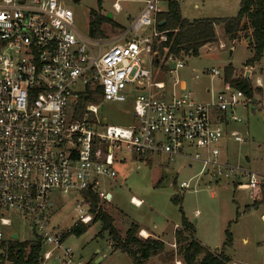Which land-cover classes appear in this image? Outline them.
<instances>
[{
  "label": "built area",
  "instance_id": "2783aa9c",
  "mask_svg": "<svg viewBox=\"0 0 264 264\" xmlns=\"http://www.w3.org/2000/svg\"><path fill=\"white\" fill-rule=\"evenodd\" d=\"M159 1L144 0L130 18L133 36L116 42L78 33L72 10L62 0H0V244L14 240L16 232L6 236L5 229L16 212L41 240L43 260L56 250L61 264H75L72 249L52 224L58 198L78 194L75 224L90 223L82 192L91 189L105 198L98 192L99 179L114 180L116 164L128 156L145 164L160 156L198 162L200 177L232 178L235 186L252 193L264 185V173L218 158L226 135L245 142L237 130L225 128V121L240 122L236 107L257 103L253 97L226 83L203 102L176 75L169 86L154 80L155 62L170 74L184 67L181 58L158 59L153 50L155 40H165L155 27ZM144 27L151 33H142ZM203 74L213 78L220 71L205 69ZM94 99H130L133 122L106 124L98 105L89 102ZM212 110L218 113L215 122ZM179 189H190L189 182H180ZM130 201L140 205L133 197Z\"/></svg>",
  "mask_w": 264,
  "mask_h": 264
},
{
  "label": "rangeland",
  "instance_id": "374dc122",
  "mask_svg": "<svg viewBox=\"0 0 264 264\" xmlns=\"http://www.w3.org/2000/svg\"><path fill=\"white\" fill-rule=\"evenodd\" d=\"M62 1L72 10L74 27L83 36L90 35L91 11L104 13L105 16L110 13L112 18H109L101 28L103 31L101 38L104 41L125 32L130 25L129 17L135 16V6L139 4L135 0ZM168 1L160 0L159 7L166 10ZM177 1L181 17L193 22L199 19L233 17L238 13L241 0ZM249 31L243 29L239 33L240 39L229 41L223 37L221 26L217 25L216 40L210 43L209 49L205 45L200 48L197 56L180 57L184 67L176 73L170 74L168 70H160L155 65L152 72L154 80H161L169 86L176 75L186 83L196 100L207 101L211 94H208L206 89L210 92L217 88L224 89L226 84L223 82V75L226 67H230L239 79L244 78L247 70L244 64L251 56L245 40ZM141 32L145 35L150 34L151 28L144 27ZM132 36L133 32L128 31L121 42L129 40ZM173 66V63L168 64L169 69ZM261 67L264 70V62L261 63ZM212 68L218 69L220 75L211 78L203 74L205 69ZM257 70L258 67H255L256 74L251 77L252 84H255L257 75L264 81V71L259 75ZM194 75H199V78L195 79ZM262 96L263 99L254 97L257 103L249 104L247 109L240 105L236 107L235 114L241 122L233 123L231 126L245 138V142L233 141L228 148L230 163H238L258 173H264V106L260 102L264 101V95ZM89 102L98 105V116L104 118L106 124L129 126L134 120L130 99L126 102H103L100 99ZM185 162L181 158L168 161L165 156H160L145 164L128 156L124 162L116 164L117 176L114 180L107 177L99 179V191H109L111 200L106 199V195L105 198L99 196L98 206L112 218V225L120 235L123 236L130 223L135 222L152 229L163 240L166 244L164 251L150 257L144 264H182L181 258L174 253L178 246H167L172 240L174 223L181 222L180 207L184 216L193 222L198 241L210 247L211 251H216L218 250L216 248L222 246L225 241V230L230 232L232 245L226 249V255L229 257L227 264H264V221L261 218L264 205L246 210L247 205L251 204L253 195L251 191L234 186L232 178H222L215 182L210 181L207 175L200 177L197 174L201 165L192 162V165L188 166ZM182 181H188L190 189H179V183ZM173 195H178L180 204L171 201ZM131 196L142 200V205L135 207L130 201ZM78 198L76 193L60 194L52 216V224L59 233H64L75 224L77 216L73 204ZM10 216L13 223L5 229L6 236L10 232H16V240L20 242L31 240L29 222L23 221L16 212H11ZM100 229L99 222H91L80 236L69 235L65 238L63 244L72 249L73 262L133 264L128 254L110 248L107 232L100 233ZM244 238L246 242L243 241ZM5 248L0 245V264H13L7 260ZM170 252L175 254L173 260L166 261L165 258ZM58 256L59 253L55 250L51 257L40 264H61ZM98 258L99 261H96Z\"/></svg>",
  "mask_w": 264,
  "mask_h": 264
},
{
  "label": "trees",
  "instance_id": "16d2710c",
  "mask_svg": "<svg viewBox=\"0 0 264 264\" xmlns=\"http://www.w3.org/2000/svg\"><path fill=\"white\" fill-rule=\"evenodd\" d=\"M91 21L89 24L90 37L101 38L103 31L101 25L109 19L100 12L91 11ZM222 28L223 37L229 41H234L239 37L243 29H249L248 48L252 50V55L245 61V66L253 65L264 57V0H241L238 13L233 17H220L212 19H199L188 22L180 15L179 3L177 0H169L164 12H160L156 17L155 27L158 31L165 33V40L154 41L153 50L157 52V58L163 59L168 55L177 58L183 56H197L200 48L207 43L216 40L215 27ZM240 39V38H238ZM157 65V62H155ZM224 81L231 87L243 92L247 97H252L253 90L246 78L232 77V69H224ZM82 102L79 101L78 111H82ZM259 193L261 197H259ZM89 202V212L92 215L91 222L100 223V233L107 232L113 246L128 254L133 264H144L150 257L164 251L163 242L159 239L138 237V225L131 223L121 238L119 232L112 225V218L99 206L100 197L91 189L82 192ZM171 201L180 204L178 195H173ZM264 203V185H259L254 191L252 203L246 209L256 208ZM181 230L175 232V242L178 246L176 256L181 258L182 264H227L229 257L226 249L232 245V236L225 230V241L222 246L211 251L201 245L195 238L193 224L184 216L181 207ZM90 222V223H91ZM87 230V224L78 222L67 231L62 233V239L69 235L80 236ZM99 233V234H100ZM1 246L6 247V258L13 264H40L43 258V245L41 240L33 235L29 241L20 242L18 240L3 241ZM173 252L165 258L172 261Z\"/></svg>",
  "mask_w": 264,
  "mask_h": 264
},
{
  "label": "crops",
  "instance_id": "0c3cea01",
  "mask_svg": "<svg viewBox=\"0 0 264 264\" xmlns=\"http://www.w3.org/2000/svg\"><path fill=\"white\" fill-rule=\"evenodd\" d=\"M135 2H137V3H139L137 6H135V16L138 14V12H139V10L141 9V7L143 6V4H144V0H135ZM159 3H160V1H159ZM160 10H161V12H164L165 10L164 9H162V8H160ZM102 15H104V13H101ZM108 14H110V13H108ZM111 18H112V15H111ZM130 18H133V17H129V19ZM105 25L106 24V22H104V23H102V25ZM102 25H101V28H102ZM130 26V25H129ZM125 29V28H124ZM128 29H129V27L125 30V32L124 33H118V34H116L115 36H113L111 39H109L108 41H116V42H121V40L123 39V38H120L119 39V37L120 36H122V35H124V36H126V32L128 31ZM245 40L247 41L246 42V44H248V41H249V36H247L246 38H245ZM247 47H248V45H247ZM250 51H251V55H252V50L250 49ZM250 57V56H249ZM262 62H264V57H262L258 62H255L253 65H250V66H245V67H247V70L245 71V74H246V72L248 73L247 75H248V78H246V79H248L249 80V84L251 85V87H252V90H253V95H252V97L254 98H259V99H263L262 97V95H264V81L262 80V78L261 77H259L258 75L255 77V84H252L251 83V77L252 76H254L255 74H256V72L254 71V69H255V67H258V74L260 75L264 70L262 69V67H261V63ZM245 74H244V78H245ZM223 77H224V75H223ZM232 77H234V78H239L236 74H234V71L232 70ZM223 82L226 84V82L224 81V79H223ZM257 83H259V84H261L262 86H259V85H257ZM224 85V84H223ZM223 90V89H222ZM222 90H219L218 88L214 91L213 90V92H210V90L209 89H206V92L208 93V94H211L210 95V98L214 95V94H216V93H218V92H221ZM210 98L207 100V101H209L210 100ZM262 101V100H261ZM203 102H206V101H203ZM243 109H247V107H244L243 106ZM211 115H212V119H213V121L215 122V120L217 121V119H218V113L215 111V110H212V112H211ZM226 116H227V114H226ZM227 118V117H226ZM228 119V118H227ZM241 122V121H240ZM233 123H237V122H231V121H229V120H226L225 121V128L227 129V130H235V128H233L231 125L233 124ZM231 142H233V140L232 139H230L229 137H228V135H226V137L224 138V139H222V141L220 142V154H219V156H218V158L220 159V160H229V153H228V148H229V144L231 143ZM235 143V142H234ZM222 151H224V154H222ZM222 154V155H221ZM220 156H221V158H220ZM246 159H247V157H246ZM185 164H188V163H185ZM192 165V163H189L188 164V166H191ZM201 169V168H200ZM200 171V170H199ZM235 186V185H234ZM98 192L101 194V195H106V199H108V200H111V193H109V191H106V192H100L99 190H98ZM107 195H110V197H108L107 198ZM100 196V195H99ZM131 197H134V196H131ZM130 197V198H131ZM259 197H261V194L259 193ZM253 198H254V193H253V195H251V201H250V203H252V200H253ZM138 201H140V205L139 206H141L142 205V200H140V199H138ZM250 204H248L247 206H249ZM260 205H264V203H262V204H260ZM139 206H137V207H139ZM136 207V206H135ZM246 210H248V209H246ZM261 218L263 219V221H264V213H262L261 214ZM186 219L188 220V218L186 217ZM189 221V220H188ZM196 221V220H195ZM189 222H191V221H189ZM131 223H135V222H131ZM130 223V224H131ZM192 224H193V222H191ZM137 224V223H136ZM138 225V224H137ZM193 227H194V230H195V235H194V238L198 241V239L196 238V229H195V226H194V224H193ZM182 229V227H181V222H180V224H178V223H174V225H173V229H172V240H171V242L170 243H168L167 244V246H169V247H175V246H177L176 245V242H175V232L177 231V230H181ZM138 233H139V235H138V237L139 238H142V239H146V238H152V239H159V240H161L160 239V237H158V234H156V232H154L152 229H149V228H146V227H144V226H140V225H138ZM14 234H16V233H14ZM17 235V234H16ZM62 235V234H61ZM121 236V238H123L124 237V235L122 236V235H120ZM16 239H17V237H16ZM16 239H14V240H16ZM108 239V245L110 246V248L111 249H116L114 246H113V244H112V241L109 239V237L107 238ZM65 239H63V241H64ZM162 242H163V240H161ZM243 241L244 242H246V239L244 238L243 239ZM201 245H203L204 247H206L207 249H211L210 247H207V245L206 244H204V243H201L200 241H198ZM163 245H166L164 242H163ZM216 249H219V248H216ZM96 261H99V258L98 259H96ZM41 262H43V259L41 260ZM180 263H181V261H180ZM232 264H237V263H232Z\"/></svg>",
  "mask_w": 264,
  "mask_h": 264
},
{
  "label": "water",
  "instance_id": "95a60500",
  "mask_svg": "<svg viewBox=\"0 0 264 264\" xmlns=\"http://www.w3.org/2000/svg\"><path fill=\"white\" fill-rule=\"evenodd\" d=\"M73 1H77V0H73ZM106 17L109 19V18H111V15H110V14H107ZM247 74H248V73L246 72V74H245V78H248V75H247ZM108 197H110V195H107V198H108ZM16 237H17L16 234H13V235H12V238H13V239H16Z\"/></svg>",
  "mask_w": 264,
  "mask_h": 264
},
{
  "label": "bare ground",
  "instance_id": "6f19581e",
  "mask_svg": "<svg viewBox=\"0 0 264 264\" xmlns=\"http://www.w3.org/2000/svg\"><path fill=\"white\" fill-rule=\"evenodd\" d=\"M133 201H134V202H138V199L135 198V197H133Z\"/></svg>",
  "mask_w": 264,
  "mask_h": 264
}]
</instances>
